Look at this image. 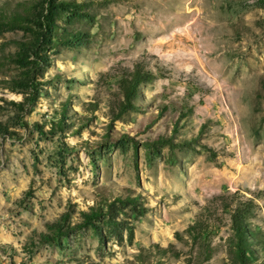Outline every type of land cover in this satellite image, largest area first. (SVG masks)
Here are the masks:
<instances>
[{
	"label": "rangeland",
	"instance_id": "obj_1",
	"mask_svg": "<svg viewBox=\"0 0 264 264\" xmlns=\"http://www.w3.org/2000/svg\"><path fill=\"white\" fill-rule=\"evenodd\" d=\"M53 1L0 0V264H237L210 200H252L264 236V0ZM137 59L163 77L112 120Z\"/></svg>",
	"mask_w": 264,
	"mask_h": 264
},
{
	"label": "trees",
	"instance_id": "obj_2",
	"mask_svg": "<svg viewBox=\"0 0 264 264\" xmlns=\"http://www.w3.org/2000/svg\"><path fill=\"white\" fill-rule=\"evenodd\" d=\"M47 3L48 12L56 9L57 7L66 5L63 2L54 3L53 0H47ZM48 17H50L49 14L45 15V18L48 19ZM6 19L8 24H14V22H16L15 17H8ZM155 66L157 67V73L151 69L149 62L137 59L131 68H125L123 71L118 73V76L120 77L117 80V88L120 99L118 102L114 103L111 109L112 120H117L123 113L135 110L137 108L136 96L141 85L151 83L154 80L163 77L160 67L158 65ZM191 142H193L191 139L174 141L172 136L159 135L156 139L147 142V145L152 148H154L156 145H167L170 149H174L175 147L190 146ZM125 191H127V193L134 192L131 188H125ZM235 194L236 193L215 194L212 196L210 201L213 206H221V209L228 212L229 214L230 227L233 233L232 247L229 251L234 256L236 263L249 264L250 258H254L258 251L251 246L254 244L251 242L257 241V244L260 245V252L264 254V236L256 237L251 235L248 228V220L251 218L254 208L252 200L236 199ZM140 196V194L136 195L135 197H130V194H127L126 197L117 195L115 196L114 200L120 203H134L139 199ZM104 214H106V211H103L100 207L92 206L90 211L82 212L83 222L75 225L70 230L92 225L94 220L100 218ZM66 219V216H62L50 226V229L55 232L54 234L56 236L66 232L62 231ZM203 228L204 223L202 222V219L199 218L198 221L189 225L185 231L189 234V236H191L192 240L195 241L203 233ZM41 236L44 242L50 240L49 235L42 234ZM175 236L178 239H181L179 232H176ZM208 246L209 245L203 244V247H205L206 258H208L211 254V251L207 249ZM140 256L142 258V255Z\"/></svg>",
	"mask_w": 264,
	"mask_h": 264
}]
</instances>
